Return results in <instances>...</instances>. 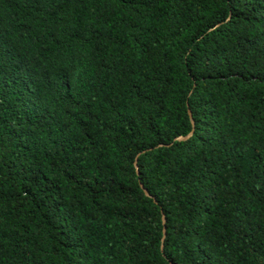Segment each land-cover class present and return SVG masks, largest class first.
I'll list each match as a JSON object with an SVG mask.
<instances>
[{
  "label": "trees",
  "instance_id": "obj_1",
  "mask_svg": "<svg viewBox=\"0 0 264 264\" xmlns=\"http://www.w3.org/2000/svg\"><path fill=\"white\" fill-rule=\"evenodd\" d=\"M0 264H264V0H0Z\"/></svg>",
  "mask_w": 264,
  "mask_h": 264
},
{
  "label": "water",
  "instance_id": "obj_2",
  "mask_svg": "<svg viewBox=\"0 0 264 264\" xmlns=\"http://www.w3.org/2000/svg\"><path fill=\"white\" fill-rule=\"evenodd\" d=\"M188 112H189V114H191L190 110H188ZM191 133H192V131L189 132V134H187L186 136H178L177 139H185V138H187L188 136H190ZM137 157H138V155L136 156V158H135V162H134V163H135V166H136V170L138 171L137 163H136V162H137ZM140 186H141V188L143 189L144 193H145L147 196H151L150 193L148 192V190L143 186V184H142L141 182H140ZM163 231L165 232V227H164ZM163 235H165V233H163Z\"/></svg>",
  "mask_w": 264,
  "mask_h": 264
}]
</instances>
